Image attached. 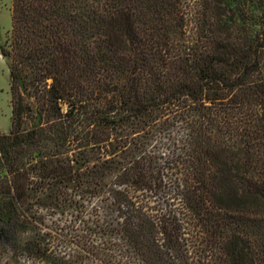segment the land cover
Segmentation results:
<instances>
[{
  "label": "trees",
  "instance_id": "1",
  "mask_svg": "<svg viewBox=\"0 0 264 264\" xmlns=\"http://www.w3.org/2000/svg\"><path fill=\"white\" fill-rule=\"evenodd\" d=\"M10 11L0 264H264V0Z\"/></svg>",
  "mask_w": 264,
  "mask_h": 264
},
{
  "label": "rangeland",
  "instance_id": "2",
  "mask_svg": "<svg viewBox=\"0 0 264 264\" xmlns=\"http://www.w3.org/2000/svg\"><path fill=\"white\" fill-rule=\"evenodd\" d=\"M11 2L12 0H0V45L7 39L11 27ZM9 79L6 64L0 63V129L3 131L10 129ZM56 197L53 203L48 202L49 205L42 207L36 216L44 225H71V189L61 187Z\"/></svg>",
  "mask_w": 264,
  "mask_h": 264
},
{
  "label": "crops",
  "instance_id": "3",
  "mask_svg": "<svg viewBox=\"0 0 264 264\" xmlns=\"http://www.w3.org/2000/svg\"><path fill=\"white\" fill-rule=\"evenodd\" d=\"M0 63H2V64H6V66H7V63H6V60H5V58L2 56V54L0 53ZM7 70H8V67H7ZM8 73H9V71H8ZM9 81H10V79H9ZM8 94H9V83H8ZM9 99H10V94H9ZM9 108H10V104H9ZM10 115H11V108H10ZM0 131L1 132H7V131H3V130H1L0 129Z\"/></svg>",
  "mask_w": 264,
  "mask_h": 264
}]
</instances>
